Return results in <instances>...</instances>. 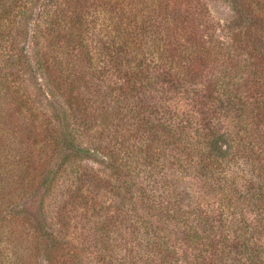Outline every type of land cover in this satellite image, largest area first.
<instances>
[{
  "label": "rangeland",
  "instance_id": "374dc122",
  "mask_svg": "<svg viewBox=\"0 0 264 264\" xmlns=\"http://www.w3.org/2000/svg\"><path fill=\"white\" fill-rule=\"evenodd\" d=\"M0 12L9 21L0 45L12 47L14 56L7 106L25 119L24 138L35 150L30 176L1 217L29 219L14 222L26 239L38 238L33 254L39 264H47L45 243H52L54 264L264 260V176L246 187L239 176L244 154L252 169L264 160V116L252 105L264 104V0H0ZM192 17L197 44L183 37V23ZM67 41L88 48L69 57ZM221 43L229 54L217 51ZM137 101L138 126L126 108ZM101 103L112 107L108 114ZM57 109L70 114L77 143L103 155L79 156L62 147ZM182 112L196 116L195 124L185 125L193 140L205 131L222 151L208 148L199 156L184 136L176 138L171 122L178 124L174 117ZM8 127L1 132L0 125V136L13 146L19 140ZM251 130L263 153L245 152ZM208 155L221 156V164L204 160ZM232 178L237 187L228 188L230 198L244 201L253 231L194 218L228 201L222 190Z\"/></svg>",
  "mask_w": 264,
  "mask_h": 264
},
{
  "label": "trees",
  "instance_id": "16d2710c",
  "mask_svg": "<svg viewBox=\"0 0 264 264\" xmlns=\"http://www.w3.org/2000/svg\"><path fill=\"white\" fill-rule=\"evenodd\" d=\"M78 18H79L78 21L80 22L83 21V17H78ZM4 19L5 17L0 12V40L1 42L6 40L5 35L1 34L4 32L3 31L4 30V25H3ZM262 20L264 21V19ZM7 22L9 21L7 20ZM196 23H197V19L192 17L191 21L187 20L185 23H183L184 25L182 27V31L184 32L183 37H186L185 40L190 42L191 44L198 43L197 30L195 29ZM70 42L71 41H67V43L65 44L66 46L70 48V53L68 54V56L69 57L76 56V55L83 56L82 54H84L85 52L84 51L81 52L80 50L82 48L87 49L88 47H85L86 45H84L83 43V47L77 50L78 48L76 47L77 44L74 45ZM206 45L207 43L205 44V46ZM215 47L217 46L215 45ZM227 47L228 46L223 45L221 43L219 45V49L217 48V51L220 53H222L223 51H226L223 53H225V55L229 54L228 51L230 50ZM0 48L2 49L0 51V118L2 120L0 122V125L2 127L1 132L2 131L5 132L6 131L5 128L9 126L8 130H9V133L11 131L10 135L13 136L15 139L19 140V141L13 140V143H12L13 146H12L9 143V139L7 140V139H4L3 137V140H2L0 136V151L2 150L3 152V154L0 155V257L3 260H1L0 262L1 264H39L36 259V254H33L34 251L36 250L35 247L37 246L38 238L34 237L33 239H26L27 237H25V235L21 232V230L18 229V226L14 222L16 219L19 220L18 218L22 220H29V219L26 217H20L18 216V214L14 215L13 217H10L8 220H6L7 218L5 216L1 217V214L3 213L5 207H7V205L11 202L10 200L11 197L17 191L16 190L17 187L19 189V187L22 185L21 184L22 181L26 179L27 175L30 176V168L32 166L31 161L33 160V158L35 160V157H34L35 150L27 144V141L24 138L25 136V133H24L25 121L24 120L25 119L17 117L15 115L16 114L15 111L11 110V108H8L7 106L9 104L8 94H10V92L11 94H13L11 81H10V77L12 76L10 68H12L13 64L11 63L10 60L14 56L12 55V52H10V51H13L12 47L9 48L7 45L6 46L0 45ZM205 49H208L207 51L208 53L210 54L212 53V51L210 50V49H213L212 47H207ZM77 52L80 54H77ZM110 60L112 61L114 60L113 55L110 58ZM113 62H114V65L117 64L115 61ZM224 62H223V65H225ZM243 73H246V76H247V71H243ZM251 74L253 75V78H256L257 82H259V76H258L259 73L251 71V73H249V76H251ZM262 77L264 78L263 75ZM128 82H131V80H128ZM230 92L233 93V89H230ZM124 96L127 97L126 95ZM225 96L226 94L224 92L220 94V100L223 101ZM118 100L119 98L117 99V101ZM108 104L109 103H105L103 106H102V103L99 104V107H104L105 109H107L105 114H108L109 109L112 108L111 106H108ZM140 104H141L140 101L130 102L127 104V107H126L129 112L132 111L134 113V116L136 117L135 121L137 120V117L139 114V110L137 111V109L140 108ZM252 105L257 107V110H256L257 117L258 116L263 117L264 116V104H262V102L259 103L256 100V102L252 103ZM165 108L168 109L167 112L170 111V107H165ZM180 117L182 118L186 117L187 119L185 121L184 119L183 120L179 119ZM69 118H70V114L67 113L65 110H59V109L56 110V119H57L58 124L60 125L59 136L56 138H58L59 143H62V147H64L65 149L69 151L74 152L75 154L79 156H89V154H93V153L103 155L104 153L103 149H100V148L89 149L77 143L76 141L77 130L70 125ZM165 119L166 118L163 115L160 116V118H158L159 121H162ZM174 119L178 120V124L171 122V124H174L176 126L177 131H174V133H176L175 137L180 138L181 140H184L183 139V136H184L187 139L186 140L187 145H190L191 147L196 146L195 149L197 148L196 150L198 151L197 154L195 152L196 155L205 156L208 148H210L212 151L219 150L220 152L224 148L222 147V145H219L218 140H213L212 135L205 131L200 132V134L198 135L199 139L195 138L196 140H193L191 133L187 131V129L189 130L191 129V127H188V126H191V124H195V121L197 120L196 116L193 115L192 113L182 112V116L178 113L176 114ZM142 120L147 123H151V120L149 117H143ZM139 123L140 121L137 120L136 121L137 126ZM185 125H188V126H185ZM253 132L254 131L251 130L252 140L247 142V144L245 143L246 139L241 138V141L245 143V149H244L245 152H247L246 150L250 148L251 150H255L257 148L259 150L260 147L263 145V144L259 145L261 139H258L253 134ZM14 146L15 148H13ZM259 152L263 153L261 149L259 150ZM220 157L221 156L213 158L208 155L207 158L204 160L210 161V163L213 162L214 164L216 163L221 164ZM247 157H248L247 154H244L243 158H244V161H246L245 165H241L242 169H240L241 166L239 167V171L242 172L241 175L239 176H243L242 178L244 181L242 185H244V187H246L247 184L253 183L254 180L258 178L261 179L264 176V160H263V164H261L260 166H256L254 169H252L251 167H249V162L246 160ZM112 168H114V170L118 169L115 166ZM22 169L28 174H21L18 172L19 170H22ZM186 169H187L186 167H183L182 171H185ZM182 171L181 173H183ZM57 174L58 173H56V171L49 173L46 179V183L52 182L53 178ZM245 176H248V177H245ZM150 177H152V175H150ZM79 180H74L73 182L76 183V182H79ZM236 181H237V178L225 180V188H223L222 191H224V194H226V199L228 200L227 202L226 200H224L223 202H221L220 206L217 205L215 206V208L212 207L211 210L205 212V215L196 213L194 218H201L200 219L201 221H206V222L209 221V219L211 218L213 222V224H211L212 227L216 226V224L220 222L222 225H224V227H228V229L232 228L236 232L243 231L244 233H246L248 231L255 230L256 229L255 224L249 221L248 219H246L244 216L245 215L244 209H243L244 201L231 200L230 198L233 196L232 193L234 191L232 192V189H228V188L231 187L236 190V187H237ZM159 182L160 181H155L153 183H159ZM242 185H240V188H241L240 190H242L243 188ZM163 186L164 184L160 186V189H162ZM77 188H79V186H77ZM162 190H163L162 192L163 195L166 194L168 196L170 194V192H167V189H162ZM163 200L167 204H169L170 202L169 200H166L165 198H163ZM171 204L174 205L175 203L171 202ZM159 206L161 208L165 207L163 203H160ZM183 219H189V218L186 217ZM6 227L9 228L10 230L9 233L4 231V228ZM219 227L220 226H217V228ZM51 245L52 243H45L44 245L45 252L47 253L46 255L47 264H54L53 262L54 258H53V255L51 254L52 251L50 248ZM21 248L28 250L29 253H26V255H23L24 251H21ZM249 264H264V260L263 258L258 257L256 260L251 259Z\"/></svg>",
  "mask_w": 264,
  "mask_h": 264
}]
</instances>
